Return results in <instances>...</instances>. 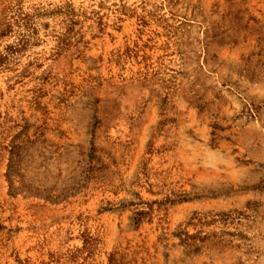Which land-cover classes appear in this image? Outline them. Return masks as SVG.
Masks as SVG:
<instances>
[{
    "label": "rangeland",
    "instance_id": "rangeland-1",
    "mask_svg": "<svg viewBox=\"0 0 264 264\" xmlns=\"http://www.w3.org/2000/svg\"><path fill=\"white\" fill-rule=\"evenodd\" d=\"M0 264H264V0H0Z\"/></svg>",
    "mask_w": 264,
    "mask_h": 264
}]
</instances>
